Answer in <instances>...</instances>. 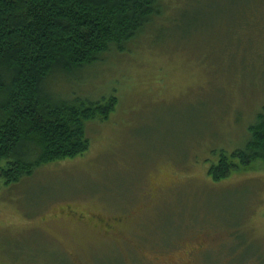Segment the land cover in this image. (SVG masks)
<instances>
[{"label": "rangeland", "instance_id": "obj_1", "mask_svg": "<svg viewBox=\"0 0 264 264\" xmlns=\"http://www.w3.org/2000/svg\"><path fill=\"white\" fill-rule=\"evenodd\" d=\"M247 3L165 0L125 52L53 75L55 99L118 104L83 155L0 177V264H264V161L211 175L264 115V0ZM69 204L124 218L119 237L59 219Z\"/></svg>", "mask_w": 264, "mask_h": 264}, {"label": "trees", "instance_id": "obj_2", "mask_svg": "<svg viewBox=\"0 0 264 264\" xmlns=\"http://www.w3.org/2000/svg\"><path fill=\"white\" fill-rule=\"evenodd\" d=\"M246 1L243 12L255 8V0ZM164 2L0 0V177L6 185L89 150L87 123L108 119L118 99L67 102L53 98L46 84L58 70L80 71L109 53L125 52L161 18ZM248 132L244 148L230 157L219 152L214 179L226 177L236 159L241 165L264 161L263 114Z\"/></svg>", "mask_w": 264, "mask_h": 264}, {"label": "flooded vegetation", "instance_id": "obj_3", "mask_svg": "<svg viewBox=\"0 0 264 264\" xmlns=\"http://www.w3.org/2000/svg\"><path fill=\"white\" fill-rule=\"evenodd\" d=\"M59 219L67 220L77 225H83L87 221H89V223L93 224L95 227L100 228L102 231H105L107 235H110L111 232L114 233L116 238L119 237V234L117 232L118 228L125 223V219L122 217L106 218L103 215H96V214H92L91 217H87L86 213L77 209V207L72 204H69L66 207H64L63 212H61L59 215ZM84 241H89V240L86 239ZM174 246L176 247V245ZM172 251L175 250L160 251L158 255L163 258L165 255L169 254ZM205 252L206 250L201 249L199 250V252H197V255L202 256L204 255ZM191 255H194V252H192ZM207 256L209 255H206V257ZM62 260L66 262L63 256H62ZM193 264H194V260H193Z\"/></svg>", "mask_w": 264, "mask_h": 264}]
</instances>
